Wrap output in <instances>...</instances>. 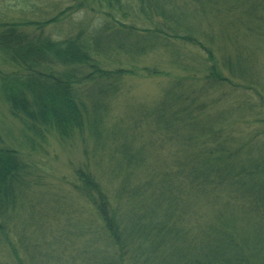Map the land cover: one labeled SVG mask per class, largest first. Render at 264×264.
<instances>
[{
	"label": "trees",
	"instance_id": "16d2710c",
	"mask_svg": "<svg viewBox=\"0 0 264 264\" xmlns=\"http://www.w3.org/2000/svg\"><path fill=\"white\" fill-rule=\"evenodd\" d=\"M120 1L108 0V4L112 7ZM217 1L187 0L172 7V13L161 0L138 3L140 13H160L165 23L172 19L197 22L196 27L181 24L191 32L181 37L210 53L201 39L212 36L207 10ZM231 1L240 7L239 0ZM241 1L248 5L242 10L246 17L264 10L260 1ZM15 27L0 35V48L19 67L0 79V94L12 115L36 137L56 133L67 140L87 129L100 148L113 145L120 152L106 177L107 185L90 170L78 172L75 188L93 205L97 225L83 229L80 224L77 230L93 238L81 247L73 241L61 247L62 241H41L47 238L43 223L27 234L15 225L16 245L10 248L13 264H264V130L252 127L240 134L239 121L232 118L239 106L212 113L218 99L199 103L189 89H183L186 81L201 84L200 94L223 82L231 83L214 55L207 58L208 66L205 61L199 72L168 86L157 103L137 107L129 130L114 125L103 131L100 125L106 116L102 112L110 106L101 97L109 92L104 84H119L125 74L134 72L123 67L101 68L99 43L89 49L79 34L61 41L43 34L25 38ZM260 30L261 26L253 27L254 32ZM145 35L152 36L149 31ZM119 44L123 49V42ZM135 48L130 51L132 56L148 53L145 46ZM261 51L264 48L250 49L252 65ZM95 94L103 100L97 102ZM89 97L94 101L92 113ZM244 104L247 109L259 106L248 100ZM260 106L264 109L262 99ZM259 116L253 115V121L264 123ZM251 122L245 121L247 129ZM143 126L146 135L141 133ZM27 176L28 164L20 153L0 148V219L4 223H0V241L4 245L11 241L4 230L18 216L22 198L30 189ZM110 181L116 182L111 193ZM53 237L62 238L59 233Z\"/></svg>",
	"mask_w": 264,
	"mask_h": 264
},
{
	"label": "rangeland",
	"instance_id": "374dc122",
	"mask_svg": "<svg viewBox=\"0 0 264 264\" xmlns=\"http://www.w3.org/2000/svg\"><path fill=\"white\" fill-rule=\"evenodd\" d=\"M186 1L161 0L169 12L172 7ZM239 1L238 8L237 3L232 4L231 0L209 4L207 12L212 19V36L209 34V39L202 37L201 40L207 44L210 53L199 50V47L181 37L191 33L181 24L196 27L197 22L183 19L178 23L172 19L165 23L160 13L154 12L150 16L140 13L138 0H121L118 5L113 2L112 7L108 0H0V35L12 25L25 38L43 34L61 41L79 34L89 43V49L93 43H99L102 53L98 52V65L101 68L114 70L123 67L132 70L134 73L125 74L119 84H104L109 92L101 97L110 106L102 112V117L106 116V121L103 120L100 125L103 131L114 125L129 130L136 119L137 107L157 103L168 86L182 82L183 78L191 76V72H199L205 64L208 66L207 58L214 55L223 75L230 77L231 83L223 82L200 94L201 84L186 81L183 89H189L192 97H198L199 103L218 99L219 102L211 108L212 113L217 109L222 112L239 106L240 109L234 110L232 116L239 121V133L242 134L244 129L247 132L252 127V130L259 132L264 130V123L254 122L253 115L260 113L261 117L257 118H264V109L260 106L261 99L264 101V51L255 56V65H252L249 51L256 47L264 48V23L261 22L264 10L246 17L242 10L247 9L248 5ZM154 5L157 6L156 3ZM232 8L235 9L231 11ZM256 26L262 27L261 33L253 31ZM148 31L152 34L151 38L145 35ZM157 36H160V40H157ZM162 39L165 41L162 42ZM120 40L123 49L119 48ZM142 46L147 49V55L132 56L134 52L130 51ZM142 67L147 70L141 71ZM17 69L19 67L14 59L0 48V79L3 74ZM101 97L95 94L93 98L99 102L103 100ZM3 99L0 94V148H11L20 153L28 164L30 189L22 198L23 205L18 216L10 219L4 230L14 243L5 241L4 245L0 241L4 246L0 248V264L14 263L10 248L16 245L15 225L17 230L24 229L22 234H27L26 231H34L43 223L47 228V238L42 242L60 244L62 241L63 247L73 241L79 247L84 246L93 236L80 233L78 225L81 224L83 229L87 226L95 229L97 221L93 217V205L75 188L78 172L90 170L103 185H107L106 177H110L109 171L119 158L120 151L115 150L113 145L112 148H100L87 129L83 134L77 133L67 140H62L56 133H48L46 138L36 137L12 115ZM82 99L85 100L84 97ZM86 100L90 102L89 111L92 113L94 101L92 97ZM245 100L259 106L253 105V109H247ZM250 120L252 122L247 129L245 121ZM133 127L136 129L138 126ZM140 130L146 135L144 126ZM100 157L103 158L99 160ZM100 161L102 164L98 165ZM115 185V181L109 182L110 193ZM0 223H3L1 219ZM55 233L62 238H51ZM0 237L3 238L1 231ZM68 238L69 242L66 240ZM98 239L100 246H104V240ZM66 249L70 250V246Z\"/></svg>",
	"mask_w": 264,
	"mask_h": 264
}]
</instances>
